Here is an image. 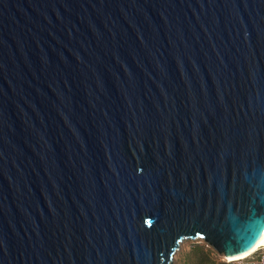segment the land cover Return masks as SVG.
I'll return each mask as SVG.
<instances>
[{"label":"water","instance_id":"water-1","mask_svg":"<svg viewBox=\"0 0 264 264\" xmlns=\"http://www.w3.org/2000/svg\"><path fill=\"white\" fill-rule=\"evenodd\" d=\"M263 231L264 0H0V264Z\"/></svg>","mask_w":264,"mask_h":264},{"label":"rangeland","instance_id":"rangeland-1","mask_svg":"<svg viewBox=\"0 0 264 264\" xmlns=\"http://www.w3.org/2000/svg\"><path fill=\"white\" fill-rule=\"evenodd\" d=\"M262 250L264 251V247ZM257 254V253H256ZM255 254V255H256ZM170 264H229L202 239L184 240L175 251Z\"/></svg>","mask_w":264,"mask_h":264},{"label":"built area","instance_id":"built-area-1","mask_svg":"<svg viewBox=\"0 0 264 264\" xmlns=\"http://www.w3.org/2000/svg\"><path fill=\"white\" fill-rule=\"evenodd\" d=\"M262 249L263 248H258L244 256H238L234 258L223 257L229 264H264V251Z\"/></svg>","mask_w":264,"mask_h":264},{"label":"bare ground","instance_id":"bare-ground-1","mask_svg":"<svg viewBox=\"0 0 264 264\" xmlns=\"http://www.w3.org/2000/svg\"><path fill=\"white\" fill-rule=\"evenodd\" d=\"M264 247V231L261 233L260 237L257 239V241L244 253H241L236 256H230V258L238 257V256H244L246 254H249L253 251H255L258 248Z\"/></svg>","mask_w":264,"mask_h":264}]
</instances>
